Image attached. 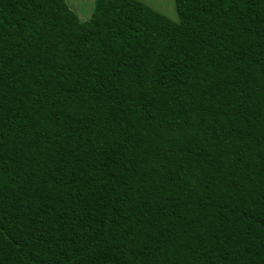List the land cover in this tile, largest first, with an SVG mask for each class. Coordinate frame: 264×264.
Returning a JSON list of instances; mask_svg holds the SVG:
<instances>
[{"label":"trees","instance_id":"trees-1","mask_svg":"<svg viewBox=\"0 0 264 264\" xmlns=\"http://www.w3.org/2000/svg\"><path fill=\"white\" fill-rule=\"evenodd\" d=\"M0 0V264H264V0Z\"/></svg>","mask_w":264,"mask_h":264},{"label":"rangeland","instance_id":"rangeland-1","mask_svg":"<svg viewBox=\"0 0 264 264\" xmlns=\"http://www.w3.org/2000/svg\"><path fill=\"white\" fill-rule=\"evenodd\" d=\"M94 0H67L69 6L74 9L81 20H86L91 14ZM169 18L176 20L174 0H141Z\"/></svg>","mask_w":264,"mask_h":264}]
</instances>
